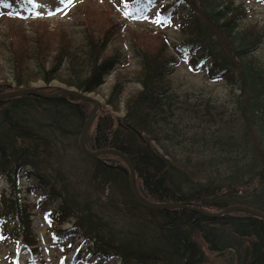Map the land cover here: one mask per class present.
Listing matches in <instances>:
<instances>
[{
	"label": "trees",
	"instance_id": "16d2710c",
	"mask_svg": "<svg viewBox=\"0 0 264 264\" xmlns=\"http://www.w3.org/2000/svg\"><path fill=\"white\" fill-rule=\"evenodd\" d=\"M10 1L0 0V8ZM13 1L27 15L35 8L32 0ZM156 1L128 0L125 5L137 9L155 6ZM173 2L186 10L178 29H185L187 38L174 47L175 54L193 68L203 67L211 80L226 81L238 121L223 118L222 108L210 96L180 97L170 80L177 57L168 52L167 43L153 53L134 46L140 88L125 105L119 124L108 112L96 117L85 145L92 151L124 153L134 167L137 191L146 200L185 202L211 212L242 205L264 213V62L254 56L264 29L256 23L245 25L249 9L235 0ZM158 8L170 16L172 5ZM119 26L115 23L116 31H105L97 39L84 33L76 48L53 56L49 68L51 58L41 56V50L24 49L30 70L26 76H37L46 85L58 80L80 92H96L124 62L115 50L107 55L124 25ZM22 58L11 52L16 88H28L25 73L15 66ZM10 86L0 84V93ZM124 89V81H118L105 101L114 112ZM41 91L53 93L48 86ZM88 113L89 106L75 98L25 95L0 100V179L9 184L7 194L0 196V234L17 252L28 253L32 260L40 254L32 211L46 201H57L48 213L49 223L60 226L54 235L64 238L69 231L61 227L71 223L70 233L79 232L92 242L87 248L92 264H106L112 258L120 259V264H204L201 243L214 254L233 250L238 255L241 249V264H264V220L239 212L206 218L182 209L141 207L130 191L126 163L107 159L114 155L87 157L99 189L96 198L76 199L66 184H57L60 174L50 173L54 143L79 136ZM21 176L47 189L37 203L22 196ZM35 188L28 187L27 193ZM112 216L127 220L125 226L118 227Z\"/></svg>",
	"mask_w": 264,
	"mask_h": 264
},
{
	"label": "rangeland",
	"instance_id": "374dc122",
	"mask_svg": "<svg viewBox=\"0 0 264 264\" xmlns=\"http://www.w3.org/2000/svg\"><path fill=\"white\" fill-rule=\"evenodd\" d=\"M33 1L35 3V8L30 10L29 15L21 11L13 0L3 8V12L0 15V84L11 85L6 90L8 92L23 88H16L13 84L14 64L11 60L12 51L21 54L22 58L24 49H39L43 52L41 56L51 58L46 64V68H49L52 66L53 56L60 53L62 49L67 51V48H76L78 43L82 41L84 33L86 35L91 34V37L97 39L101 37L105 31H116L117 29L114 28L115 23H120V26L124 25L121 32L116 34L115 37L112 36L114 38L111 42L110 49L107 51V55L112 54L114 50L120 53L124 57L122 66H120L116 72L108 76L103 85L96 92H81L97 99V101L99 99L101 100L92 125L96 117L102 114L101 112L111 113L116 122L115 125L119 124V121L124 115L125 105L139 90L140 86L136 81V77L140 73L141 68L139 59L134 54V46L153 53L154 50L157 51L160 49L163 43H165V46L167 43L168 52L176 55L174 47L187 38L186 30L180 31L178 29V26L182 22L181 15L185 13L186 10L183 4L176 5L173 0H157L155 6L144 7V10H141V8H127L125 2L128 0H71V2H69V0ZM235 2L241 3L249 9L245 25L256 23L259 27L264 29V2L262 0H235ZM166 5H172L170 16H166L159 11V6L162 7ZM112 6L117 10L119 9L118 13L113 11ZM8 17L14 20L7 19ZM153 31L157 32V34ZM69 44L72 46L68 47ZM129 45L132 46V50H130L131 46L129 47ZM164 50H166V47ZM254 56L264 62V37L258 45ZM176 57L177 64L173 68L174 71L170 80L172 88L179 93L180 97L191 93L197 96L200 94L210 96L214 100V103L222 108L223 118L233 116L235 121H238L239 117H237L236 112H234L232 95L226 81L222 79L211 81L205 74L203 67H198V69L193 68L180 56L176 55ZM25 59V57L22 58L21 64H16L15 66L18 70L21 71L22 69L25 73L24 81L27 82L26 85L28 88L39 87L42 89L48 86L53 90V93L62 89L64 84L59 83L58 80H53L46 85L42 80H39L37 76H26L30 70L26 68L28 61H25ZM121 80L124 81L125 89L119 98V104L116 106L117 112H114L106 105L105 101L113 85ZM40 82L43 83V85ZM80 101L89 106L90 112L93 103L85 100ZM234 125L237 126L235 123ZM77 139L78 136L58 138V142L54 143L56 157L51 161L52 171L50 170V173L53 176L54 173L60 174L61 179H58L57 184H66L68 186V188L66 187L68 193L70 190L76 199L86 196L96 198L97 190L99 189L97 188L98 185L96 181L93 180L91 176V162L87 158L89 156H86L79 150ZM150 144L154 146V149L158 148L153 142ZM107 159H120L125 162L119 156H109ZM19 185L23 191L22 196L30 203H37L47 191L45 188L38 187L39 185L36 184L35 179H28L24 176L20 177ZM32 185H36L37 188L34 189L32 194L27 193V188ZM8 190L9 184L5 179L1 178L0 196L2 194H7ZM57 203V201H46L40 206L35 207L32 211V231L37 238V247L40 248V254L32 260L28 253H21V251L17 252L9 238L4 235L1 237L0 234V264H28L31 262L33 263V261V264L93 263L94 259L91 256V251L87 250L88 247H91L92 242L84 239L79 232L75 234H72V232L70 233L71 223H66L61 227V229H67L69 231L64 238L59 239L57 235H54L55 230L60 226H54L49 223L48 213L56 208ZM112 220L117 223L118 227L125 226V221H127L121 216H112ZM114 227L117 226L114 224ZM201 246L206 258L204 264H241L243 262L241 249H239L240 255L239 252L237 255V253L231 250L232 252L228 251L220 256H215L214 253L206 249L203 243H201ZM74 255H76V259L73 261ZM120 262V259L112 258L108 260L106 264H120ZM132 264L142 263L136 262Z\"/></svg>",
	"mask_w": 264,
	"mask_h": 264
},
{
	"label": "water",
	"instance_id": "95a60500",
	"mask_svg": "<svg viewBox=\"0 0 264 264\" xmlns=\"http://www.w3.org/2000/svg\"><path fill=\"white\" fill-rule=\"evenodd\" d=\"M41 84L43 85V83H41ZM25 95H33V96H38V97H42L45 99L75 98V99H79V100H85V101L92 102L93 107L90 110V112L88 114V118H87V120H86V122H85L79 136H78V147L83 154H85L86 156L92 157V158H95V157H98V156L104 155V154H114L116 156L121 157L125 161L127 168H128L130 191H131L134 199L138 203V205H140L141 207L147 208L149 210H154V211L170 210V209H182V210H187V211L197 213V214H199L203 217H206V218H217V217H220V216L227 214V213L241 212V213L250 214L252 216H255L257 218L264 220V213L263 212H260V211L253 209V208H250L247 206H242V205H232V206H228V207H226V208H224L218 212H210V211H205L200 207H196V206H193V205L187 204V203H181V202L155 203V202H151V201L143 199L142 197H140V195L136 191L134 167H133L131 161L129 160V158L127 156H125L121 152L114 150V149H103V150L92 151V150H89L85 146V137H86L91 125H92L95 114H96L97 109L100 105V102H101L100 99L97 101V99L88 96L86 93H81L73 87H68L66 85H63L61 90L54 92L52 94L43 93L39 87L21 88V89L14 90V91L0 93V100L10 99V98L19 97V96H25ZM137 135L139 137H141V135L139 133ZM155 150L159 154L162 153L161 150L158 148H155ZM222 254H224V253H217V254H215V256H220Z\"/></svg>",
	"mask_w": 264,
	"mask_h": 264
},
{
	"label": "snow or ice",
	"instance_id": "6c2138e0",
	"mask_svg": "<svg viewBox=\"0 0 264 264\" xmlns=\"http://www.w3.org/2000/svg\"><path fill=\"white\" fill-rule=\"evenodd\" d=\"M29 2H31V0H29ZM69 2H71V0H69Z\"/></svg>",
	"mask_w": 264,
	"mask_h": 264
}]
</instances>
